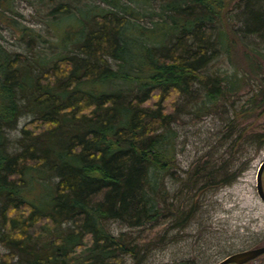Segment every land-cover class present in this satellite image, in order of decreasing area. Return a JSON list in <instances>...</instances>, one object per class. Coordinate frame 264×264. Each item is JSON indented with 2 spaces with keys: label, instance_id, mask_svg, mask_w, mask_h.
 I'll return each mask as SVG.
<instances>
[{
  "label": "trees",
  "instance_id": "1",
  "mask_svg": "<svg viewBox=\"0 0 264 264\" xmlns=\"http://www.w3.org/2000/svg\"><path fill=\"white\" fill-rule=\"evenodd\" d=\"M11 3L0 0V264H142L168 225L188 227L201 196L238 175L206 161L177 176L186 109L222 113L234 142L264 146L246 123L264 85L235 104L264 56V0H64L48 12L63 50L35 57L1 42ZM12 27L29 45L45 41ZM218 58L227 68L212 67ZM20 93L34 117L9 151ZM110 222L136 234L114 235Z\"/></svg>",
  "mask_w": 264,
  "mask_h": 264
},
{
  "label": "rangeland",
  "instance_id": "2",
  "mask_svg": "<svg viewBox=\"0 0 264 264\" xmlns=\"http://www.w3.org/2000/svg\"><path fill=\"white\" fill-rule=\"evenodd\" d=\"M60 1L64 0H12L13 10L7 8L3 11L5 22L1 42L5 48L29 57L37 54L50 56L54 51L63 50L50 22L53 14H48L50 8ZM22 23L43 34L45 41L29 45L27 37L24 38L21 31L12 27ZM255 40L252 38V41ZM259 47L264 49L263 44ZM111 64L115 66V61L111 60ZM257 64L258 76H252L250 83L235 97L236 105L259 85H264V56L258 57ZM226 66L228 64L222 58L212 62L213 68ZM19 98L22 104L21 115L15 128L6 132L11 146L9 151L16 150L22 126L34 117L23 105L25 98L21 93ZM226 121V116L215 110L197 116L186 109L174 124L177 131L174 172L180 179L185 177L194 164L206 161L216 169L223 164L230 173L236 172L238 175L232 183L217 184L205 196H201L200 211L188 227L182 230L168 225V232L160 234V243L147 255L145 253L142 264H164L181 259L194 260L195 264H216L232 253L264 245V202L256 191V173L264 160V146L257 148L234 142V137L227 134L224 126ZM246 123L250 124L249 130L264 131V108L258 117H252ZM44 180L49 182L45 177ZM171 180L165 178L164 183L170 194H173L179 184ZM262 182L264 187V172ZM108 226L114 235L122 232L136 234L135 230L118 222H110ZM7 252V248L0 242V257ZM121 264L135 263L126 256ZM247 264H264V254Z\"/></svg>",
  "mask_w": 264,
  "mask_h": 264
},
{
  "label": "water",
  "instance_id": "3",
  "mask_svg": "<svg viewBox=\"0 0 264 264\" xmlns=\"http://www.w3.org/2000/svg\"><path fill=\"white\" fill-rule=\"evenodd\" d=\"M264 172V160L259 164L256 173V191L259 198L264 202V187L262 175ZM264 254V245L243 251L232 253L216 264H247Z\"/></svg>",
  "mask_w": 264,
  "mask_h": 264
}]
</instances>
